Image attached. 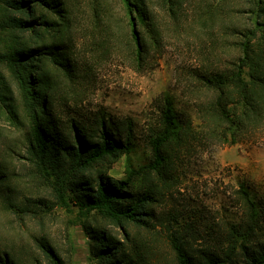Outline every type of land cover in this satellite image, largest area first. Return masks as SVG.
<instances>
[{
  "label": "rangeland",
  "instance_id": "374dc122",
  "mask_svg": "<svg viewBox=\"0 0 264 264\" xmlns=\"http://www.w3.org/2000/svg\"><path fill=\"white\" fill-rule=\"evenodd\" d=\"M65 1L66 39L76 75L70 80L51 63L45 69L57 85L56 102L63 111H103L132 120V152L105 170L117 179L125 175L127 157L134 167L148 163L149 140L160 128L164 97L198 123L196 103L212 94L194 75L229 66L240 53V37L230 28L252 27L250 0H144L149 16L143 20L123 0ZM134 28L145 43L141 60L131 37ZM18 34L27 38L30 32ZM103 38L105 47L97 42ZM23 113L18 82L0 57V162L7 173L0 187L8 189L15 203L6 206L0 195V249L12 251L24 264H53L37 245L36 239L43 237L63 264H93L82 211L62 204L52 179L39 175L26 158ZM236 137L234 143L196 140L176 151L164 185L150 178L157 184L152 205L156 219L172 218L174 211L180 213L179 224L192 221L202 233L195 248L220 244L226 225L238 220L233 190L239 182L252 194L264 195V125ZM142 238L147 242L142 264H176L164 233L143 230Z\"/></svg>",
  "mask_w": 264,
  "mask_h": 264
},
{
  "label": "trees",
  "instance_id": "16d2710c",
  "mask_svg": "<svg viewBox=\"0 0 264 264\" xmlns=\"http://www.w3.org/2000/svg\"><path fill=\"white\" fill-rule=\"evenodd\" d=\"M123 1L138 20L149 16L144 0ZM249 8L252 27L230 28L240 37L236 59L227 67L194 75L212 94L206 102L196 103L198 123L164 97L160 128L149 140L148 163L134 167L127 157L125 175L117 179L105 170L120 155L132 152V120L103 111H63L56 102L57 85L45 69L51 63L70 80L76 75L66 39V1L0 0V57L22 93L26 158L39 175L52 179L62 204L71 203L82 211L93 264H142L147 252L143 230L165 234L176 264H264V195L252 194L247 184L239 182L233 190L238 220L226 225L220 244L195 248L193 242L202 233L192 221L179 224L180 213L174 211L172 218L156 219L152 205L157 201V184L150 179L153 175L164 185L176 151L196 140L234 143L237 135L264 125V0H250ZM26 31L27 38L18 34ZM131 37L141 60L145 43L135 28ZM102 40L97 42L105 47L107 40ZM6 177L0 162V183ZM7 191L0 187L3 202L14 206ZM36 240L49 262L63 264L46 239ZM0 264L24 263L12 251L0 249Z\"/></svg>",
  "mask_w": 264,
  "mask_h": 264
}]
</instances>
